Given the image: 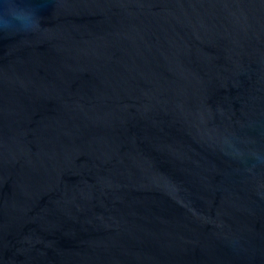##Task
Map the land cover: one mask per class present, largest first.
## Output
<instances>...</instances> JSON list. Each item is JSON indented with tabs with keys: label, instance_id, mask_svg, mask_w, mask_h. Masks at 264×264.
Listing matches in <instances>:
<instances>
[{
	"label": "water",
	"instance_id": "1",
	"mask_svg": "<svg viewBox=\"0 0 264 264\" xmlns=\"http://www.w3.org/2000/svg\"><path fill=\"white\" fill-rule=\"evenodd\" d=\"M0 264H264V0H0Z\"/></svg>",
	"mask_w": 264,
	"mask_h": 264
}]
</instances>
